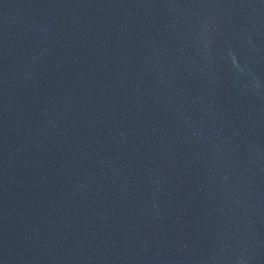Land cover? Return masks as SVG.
Here are the masks:
<instances>
[{
    "label": "water",
    "instance_id": "1",
    "mask_svg": "<svg viewBox=\"0 0 264 264\" xmlns=\"http://www.w3.org/2000/svg\"><path fill=\"white\" fill-rule=\"evenodd\" d=\"M0 264H264V0H0Z\"/></svg>",
    "mask_w": 264,
    "mask_h": 264
}]
</instances>
